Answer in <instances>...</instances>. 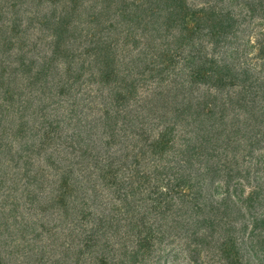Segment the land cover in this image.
Listing matches in <instances>:
<instances>
[{
  "label": "trees",
  "instance_id": "obj_1",
  "mask_svg": "<svg viewBox=\"0 0 264 264\" xmlns=\"http://www.w3.org/2000/svg\"><path fill=\"white\" fill-rule=\"evenodd\" d=\"M0 264H264V0H0Z\"/></svg>",
  "mask_w": 264,
  "mask_h": 264
}]
</instances>
